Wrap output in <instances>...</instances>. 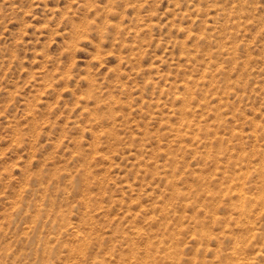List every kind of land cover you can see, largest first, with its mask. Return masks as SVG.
I'll return each mask as SVG.
<instances>
[{
  "label": "rangeland",
  "instance_id": "obj_1",
  "mask_svg": "<svg viewBox=\"0 0 264 264\" xmlns=\"http://www.w3.org/2000/svg\"><path fill=\"white\" fill-rule=\"evenodd\" d=\"M0 264H264V0H0Z\"/></svg>",
  "mask_w": 264,
  "mask_h": 264
}]
</instances>
